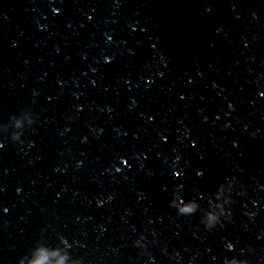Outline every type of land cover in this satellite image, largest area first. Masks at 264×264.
<instances>
[{"label": "water", "instance_id": "water-1", "mask_svg": "<svg viewBox=\"0 0 264 264\" xmlns=\"http://www.w3.org/2000/svg\"><path fill=\"white\" fill-rule=\"evenodd\" d=\"M0 264H264V0H0Z\"/></svg>", "mask_w": 264, "mask_h": 264}, {"label": "clouds", "instance_id": "clouds-1", "mask_svg": "<svg viewBox=\"0 0 264 264\" xmlns=\"http://www.w3.org/2000/svg\"><path fill=\"white\" fill-rule=\"evenodd\" d=\"M224 184H233V180L225 178V180L223 182L219 183V185L216 188H219V187L223 186ZM231 203H232V201L229 200L227 206H229ZM169 207H172L171 201L169 202ZM175 211H176L177 216L187 217V216H191L193 214L191 210L187 213L181 212L179 209H176ZM225 215H226V208H225L224 212L219 216H213L211 214H209L206 217L202 216L200 223L203 225V228L205 231H210L220 222V218L224 217Z\"/></svg>", "mask_w": 264, "mask_h": 264}]
</instances>
